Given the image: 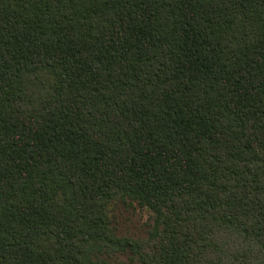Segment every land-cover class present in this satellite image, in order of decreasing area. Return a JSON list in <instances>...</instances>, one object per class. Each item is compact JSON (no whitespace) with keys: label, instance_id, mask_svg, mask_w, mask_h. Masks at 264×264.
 Here are the masks:
<instances>
[{"label":"trees","instance_id":"trees-1","mask_svg":"<svg viewBox=\"0 0 264 264\" xmlns=\"http://www.w3.org/2000/svg\"><path fill=\"white\" fill-rule=\"evenodd\" d=\"M112 254L264 264V0H0V264Z\"/></svg>","mask_w":264,"mask_h":264},{"label":"rangeland","instance_id":"rangeland-1","mask_svg":"<svg viewBox=\"0 0 264 264\" xmlns=\"http://www.w3.org/2000/svg\"><path fill=\"white\" fill-rule=\"evenodd\" d=\"M111 224L118 237L143 238L152 223V214L135 204H113L111 206ZM100 264H139L128 254L101 256Z\"/></svg>","mask_w":264,"mask_h":264}]
</instances>
